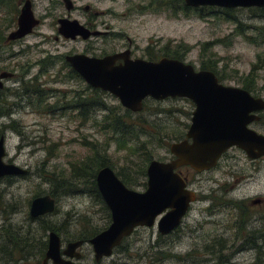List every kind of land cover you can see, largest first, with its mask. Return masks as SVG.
I'll list each match as a JSON object with an SVG mask.
<instances>
[{"label": "rangeland", "instance_id": "1", "mask_svg": "<svg viewBox=\"0 0 264 264\" xmlns=\"http://www.w3.org/2000/svg\"><path fill=\"white\" fill-rule=\"evenodd\" d=\"M72 1L77 11L69 12L63 0H33L42 25L12 50L0 53V72L7 70L17 75L6 82L0 93L3 98L0 110L11 111L10 116L0 117V138H6V162L29 171L25 177L0 180V264H43L51 227L59 229L56 233L65 249L84 232L91 236L110 226L111 212L104 200L92 194L89 185L73 179L74 168L90 161L96 150L107 155L116 173L124 171L129 176L130 189L145 192L148 186V178L137 173L143 158L119 151L104 111L93 107L90 117L83 120L79 111L47 114L33 106L38 101L36 97L21 99L20 94L25 93L35 77H40L38 83L48 93V104L62 106L79 97L98 98L96 90H89L86 82L71 76L72 69L63 57L70 50L82 52L91 43L55 40L59 36V17L69 15L85 24L95 11L100 12L99 23L108 24L107 44L103 39L92 44H102L108 48V54L128 49L130 41L137 58L153 55L152 60L159 61L179 54L182 61L192 64L197 71L204 70V66L213 68L226 86L255 89L252 85L255 82V91L264 98L263 8L208 7L185 12L182 0ZM9 4L15 6L16 14L10 15L8 6L0 8L2 36L15 27L22 7L20 0ZM11 51L16 53L13 59H9ZM43 60L48 66L46 70L41 64ZM100 92V100L113 110V115L125 116L127 120L126 109L119 100L108 92ZM144 106L143 112L130 114L132 122L147 121L145 129L154 137L143 153L151 154L153 160L171 161L174 156L170 146L186 138L196 106L192 100L180 97L162 101L148 98ZM147 141L143 134L141 142ZM254 167H263L258 177L255 174L259 171ZM181 172L197 194V202L182 225L165 236L157 226L140 227L111 258L99 264H264V251L259 259L256 250H238L247 241L237 237L239 212L233 205L241 200L251 206L253 199L264 198V164L255 165L243 150L233 149L211 171L197 173L184 168ZM50 178L58 179L59 183L65 180L76 183L80 193L55 198L54 213L33 218L31 204L37 197L50 195L52 185L46 180ZM255 227L253 223L250 228ZM13 236L20 239L15 242ZM222 246V255L212 254L213 250L220 252ZM79 251L82 258L78 262L96 264L90 243ZM49 264H53L52 260Z\"/></svg>", "mask_w": 264, "mask_h": 264}, {"label": "water", "instance_id": "2", "mask_svg": "<svg viewBox=\"0 0 264 264\" xmlns=\"http://www.w3.org/2000/svg\"><path fill=\"white\" fill-rule=\"evenodd\" d=\"M69 11L72 2L64 0ZM188 8L218 7L224 9L264 8V0H184ZM41 21L35 16L32 2L27 0L18 20V29L9 39L30 35ZM60 34L75 39L90 38L92 33L79 21L64 18L59 21ZM123 60L121 64L118 61ZM72 68L93 88L115 96L121 105L139 113L144 101L168 98H187L194 102L192 124L186 139L174 142L170 151L174 158L168 162L153 160L147 169V190L138 192L128 188L109 166L97 175L99 192L111 212L110 226L90 239L96 264L111 258L125 239L140 227L157 226L161 235H169L182 225L197 194L191 190L179 170L190 167L203 173L218 166L222 156L231 148L245 151L250 159L264 157V135L250 128L257 119L252 113L264 109V99L249 91L220 83L209 70L197 71L179 59L162 58L159 61L132 60L130 51L108 55L100 59L86 55L67 57ZM13 74H0V90ZM6 138H0V180L24 176L25 168L7 163ZM56 199L40 196L31 204V216L40 218L56 211ZM86 242L72 241L66 248L58 233L49 234V244L43 264H83L79 251Z\"/></svg>", "mask_w": 264, "mask_h": 264}, {"label": "trees", "instance_id": "3", "mask_svg": "<svg viewBox=\"0 0 264 264\" xmlns=\"http://www.w3.org/2000/svg\"><path fill=\"white\" fill-rule=\"evenodd\" d=\"M2 1V0H1ZM184 3V0H182ZM2 2L4 3H11L13 0H3ZM1 2V3H2ZM185 4V3H184ZM183 11L188 12L191 10V8L186 7V5L182 8ZM209 45V44H207ZM174 59H179L181 60L182 57L178 54L177 56L174 57ZM46 67V65H45ZM204 70H214L213 68H209L204 66ZM214 72V71H213ZM246 90L251 91L252 88L250 86L245 87ZM2 91H0L1 93ZM99 93L100 90H96V94L98 95V98L92 100L90 98H83L79 97L77 100L74 99L72 104L65 105L63 104L60 106V104H48L47 103V93L45 92L44 89H42L39 85H30L29 89L25 93L27 95L26 97H36V100H38L36 103H34L33 106H37L40 112L47 113V114H58L59 112L66 111V110H73V111H79L78 116L83 117V120H87L90 114V111L93 107H95V110L99 111H104L106 114L105 120L108 122V130H111L113 135V139L118 142V149L119 151H127L131 155L135 156H141L143 160L141 161V165L138 166V174L143 175V177L147 178V168L150 164V162L153 160L151 154L149 153H143V150L145 148V145L151 144L153 141L152 136L149 135L148 131H146L145 126H148L149 123L147 121H142V122H132L131 121V116L129 110H127V120H125V116L118 117V115L115 114L113 115V110L111 108L107 107L106 104L103 103L102 100L99 98ZM3 98L0 97V100ZM31 103V102H30ZM32 105V103H31ZM109 111V113H108ZM6 115H11L10 109H7L6 111L0 110V117H4ZM112 115V116H111ZM13 129H16L14 126H12ZM146 132V134H145ZM146 135L148 137L147 142H141L142 136ZM158 138L159 135H157ZM139 144H141L139 146ZM106 166H110L113 168V164L111 161L108 160L107 155H103L100 151L96 150V154L94 155L93 158H91L90 161L84 162L82 166H79L77 168H74L73 171V179L74 181H83L86 185L90 186V191L92 194L96 195L100 200L102 199V196L99 192L98 186H97V175L98 172ZM114 169V168H113ZM118 176L123 180V182L127 185L130 186L132 183L129 182V179L127 178V174L125 175L124 171L117 173ZM48 182L51 183L52 185V191L50 193V196L53 198H58V197H63V196H68V195H75L79 194L80 190H76V183L69 182V181H64L59 183L58 179H46ZM78 182V183H79ZM79 191V192H78ZM103 200V199H102ZM242 205L243 202H233V205ZM243 206H241L242 208ZM243 217V215H242ZM109 219H111V214H109ZM239 226V225H238ZM54 232H59L58 228H50ZM264 231V230H263ZM245 228L244 225H241V228H239L238 232V238L239 239H245L247 242V245L241 246V248H253L254 244L256 241H253L250 239L249 233L245 234ZM100 232L92 234L89 236L87 233L81 234L78 240H84L85 242H88L90 239L98 235ZM241 233H244L243 236H241ZM20 239V237L13 236V240L16 242ZM77 240V241H78ZM221 243V242H220ZM260 244L264 243L263 241L259 242ZM222 244V243H221ZM47 246V245H46ZM224 246H222V250ZM256 250V249H255ZM258 252V258L261 259V249L260 247L257 248L256 250Z\"/></svg>", "mask_w": 264, "mask_h": 264}, {"label": "flooded vegetation", "instance_id": "4", "mask_svg": "<svg viewBox=\"0 0 264 264\" xmlns=\"http://www.w3.org/2000/svg\"><path fill=\"white\" fill-rule=\"evenodd\" d=\"M3 1V0H2ZM1 0H0V8L1 7H6V6H8V9H9V13H10V15L11 14H13V15H15L16 14V12H15V10H14V8H15V6L14 5H11V4H8V3H4V2H2ZM6 1V0H5ZM27 0H20V6L22 5V7H21V10H20V12H19V16H18V19L16 20V23H15V27L7 34V36H5V35H0V43L1 42H3V45H4V47L2 48H0V53H3V52H7V51H10V50H12V48L14 47V45L15 44H17V43H19V42H21V41H23L22 39H24V38H26V37H28V36H26V37H24V38H22V39H17V40H10L9 39V37H10V35L13 33V32H15L17 29H18V20H19V17H20V15H21V11H22V8H23V6H24V4H25V2H26ZM31 2H32V7H33V11H34V2H33V0H30ZM2 2V3H1ZM63 2H64V5H65V8L68 10V8H67V5H66V2L63 0ZM70 2H72V9H71V11H77V9H78V7L76 6V4L72 1V0H70ZM86 10L87 11H89L90 10V7H87L86 8ZM1 11V10H0ZM69 11V10H68ZM71 11H69V12H71ZM34 13H35V11H34ZM102 14V13H101ZM36 15V14H35ZM99 15H100V12H94L93 14H92V18H91V21L89 22V23H85V24H82L86 29H88L91 33H92V35L90 36V38H88V39H84L82 36H77L75 39H72V38H70V39H68V38H65L64 36H62L61 34H60V23H59V21L60 20H62V19H64V18H67V19H71V17L68 15V17H59L58 18V24H59V26H58V28H57V32L59 33V36H55V40H57V41H59L60 40V38H62L63 40H66V41H73V42H81V41H85V42H88V43H91V44H89L88 46H86V48L82 51V52H78V51H69L67 54H65L63 57H64V59H65V61L67 62V65L69 66V67H71V69H72V73H71V76H75V77H77L78 79H81L82 81H84L85 82V80L72 68V66L68 63V61H67V57H69V56H74V55H86V56H89V57H94V58H100V59H103V58H105V57H107L108 55H112V54H117V53H121V52H126V51H130V58L132 59V60H136V59H144V58H137V57H135L134 56V52H133V50H132V45H133V43H132V41H130V46H129V48L128 49H126V50H124V51H120V52H113L112 54H108V48H105V47H103L102 46V44H95V45H93L92 43L94 42V41H98L99 39H103L104 40V44H107L106 43V40L108 39V24H105V23H103V24H101V23H99V21H98V17H99ZM38 18V17H37ZM38 19H40V18H38ZM72 20V19H71ZM40 21H41V23H40V25L39 26H41L42 25V20L40 19ZM38 26V27H39ZM38 27H36L35 29H37ZM104 28V29H103ZM35 29H34V31H35ZM34 31L30 34V35H32L33 33H34ZM153 50H154V47H153ZM169 50H172V48L171 47H169ZM160 50H158L157 52H159ZM12 52V55L11 56H9V59H13V57H15V55H16V53H14L13 51H11ZM154 54V53H153ZM150 55H147V59H144V60H147V61H155V60H152L153 59V55L151 56V57H149ZM155 56V55H154ZM165 58V57H164ZM44 61H46V60H43V61H41V64L43 63V70H46L47 69V65H46V62H44ZM123 62V60H120V61H118L117 62V64L119 65V64H121ZM45 65H46V67H45ZM6 69H8V68H6ZM257 69V71H258V68H256ZM209 71H212V70H209ZM3 72H9V73H12L13 74V77L12 78H8V79H6L5 81H4V84H5V87H6V82L7 81H9V80H11V79H15V78H17V75H16V73H14V72H10V71H7V70H3L2 72H0V74L1 73H3ZM213 72V71H212ZM215 73V72H214ZM216 74V73H215ZM70 76V75H69ZM68 76V77H69ZM216 76L218 77V75L216 74ZM39 79H40V77H35V78H33V80H32V82L30 83L29 82V86L30 85H34V86H36V85H39L42 89L44 88V87H42L38 82H39ZM218 79H219V81H220V83H222L221 82V79H220V77H218ZM223 84V83H222ZM252 85L253 86H255V89H256V84H255V82H253L252 83ZM87 86H88V89L89 90H96L95 88H93V87H91L90 85H88L87 84ZM5 87L2 89V90H5ZM250 88H252V90L251 91H249L254 97H256V98H262L260 95H259V93H258V91H255V89H254V87H251L250 86ZM29 88H27L26 89V91H25V93L27 92V90H28ZM245 89V88H244ZM2 90H0V91H2ZM51 91V90H50ZM258 94H257V93ZM25 93H22V94H20V97H21V99H25V97L27 96V95H25ZM47 95H48V93H47ZM47 99H48V96H47ZM264 99V98H263ZM48 102V101H47ZM30 103V102H29ZM68 105V104H67ZM126 112H127V109H126ZM131 112V111H130ZM133 113V112H132ZM252 114H254L255 116H256V120L250 125V128H252V129H254V130H256L259 134H262V135H264V109H262V110H260V111H257V112H254V113H252ZM260 130V131H259ZM233 149H239V148H237V147H233V148H231L228 152H226L223 156H222V158H221V160H220V162L222 161V159H224L225 157H227L228 156V154H229V152L231 151V150H233ZM250 159V158H249ZM252 160V163L253 164H258V163H262V164H264V157H260V158H258V159H251ZM220 162H219V164H220ZM218 164V165H219ZM184 168H187V169H191V170H193L192 168H190V167H183V168H181L180 170H179V172L182 174V170L184 169ZM217 168V167H216ZM255 168V170H257V171H259L257 174H255L257 177L260 175V173H261V171L263 170V167L261 168V169H257V167H254ZM193 171H195V170H193ZM209 171H211V170H209ZM195 172H197V171H195ZM208 172V171H207ZM197 173H199V172H197ZM204 173V172H203ZM29 174V173H28ZM27 174V175H28ZM27 175H24V176H17V177H25V176H27ZM128 176V175H127ZM182 176H183V174H182ZM14 177V176H13ZM129 177V176H128ZM148 178V177H147ZM183 178L187 181V184H188V186L190 187V182H189V179L187 178V177H184L183 176ZM121 179V178H120ZM122 180V179H121ZM123 181V180H122ZM125 184V183H124ZM126 185V184H125ZM127 186V185H126ZM128 188H129V186H127ZM241 200H239V202H240ZM241 206H243L242 208H241ZM234 207H235V209L239 212V218H238V222H237V224L239 225V228H241V225H244V228H245V234H247V233H249V235H250V239L251 240H253V241H256V243L253 245L254 247L252 248L253 250H257V248L258 247H260V249H261V252H263L264 251V243L263 244H260L259 242L260 241H263L264 240V228L262 229V226L264 225V198L263 197H261V196H259V197H257L256 199H253L252 200V203H251V206H248V205H236V204H234ZM251 207V208H250ZM192 208V207H191ZM191 208H190V210H189V212L191 211ZM189 212H188V214H189ZM187 214V215H188ZM242 215H243V217H242ZM183 223V222H182ZM255 224L256 225V227L255 228H250L251 227V225L252 224ZM259 224H261V227L259 228ZM179 228V227H178ZM177 228V229H178ZM176 229V230H177ZM175 230V231H176ZM174 231V232H175ZM173 233V232H172ZM171 233V234H172ZM244 233H241V236H243L244 235ZM170 235V234H169ZM213 250V249H212ZM240 252L241 251H243V250H246V248L245 249H238ZM224 252V250L222 251H220V252H218V251H215V250H213L212 251V254H217V255H222V253ZM191 256V255H190Z\"/></svg>", "mask_w": 264, "mask_h": 264}, {"label": "bare ground", "instance_id": "5", "mask_svg": "<svg viewBox=\"0 0 264 264\" xmlns=\"http://www.w3.org/2000/svg\"><path fill=\"white\" fill-rule=\"evenodd\" d=\"M114 171H115V170H114ZM116 174H117V173H116ZM117 175H118V174H117ZM191 207H192V206H191ZM52 232H54V231H52ZM25 236H26V235H25ZM25 236H24V237H25ZM121 246H122V245H121Z\"/></svg>", "mask_w": 264, "mask_h": 264}]
</instances>
